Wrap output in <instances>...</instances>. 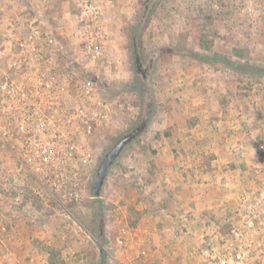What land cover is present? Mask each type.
<instances>
[{
    "label": "rangeland",
    "instance_id": "obj_1",
    "mask_svg": "<svg viewBox=\"0 0 264 264\" xmlns=\"http://www.w3.org/2000/svg\"><path fill=\"white\" fill-rule=\"evenodd\" d=\"M9 29L21 40L38 33L50 76L69 79L64 109L101 116L89 134L73 115L76 129H60L59 146L75 144L88 157L56 193L47 188L54 179L18 158L23 136L6 128L20 116L0 115V263L146 264L150 239L182 231L185 240L155 245L176 252L185 245V264H217L225 249L244 254L238 264H264L256 238L264 216V0H0V49ZM12 59L0 56V72L18 78L23 70H9ZM86 80L94 87L87 104L73 91ZM146 116L95 197L101 158ZM171 156L202 161L183 172L188 163L177 162L170 174ZM201 166L216 168L204 182L229 189L228 206L202 233L195 214L188 230L174 228L178 212L165 201L194 186L187 170Z\"/></svg>",
    "mask_w": 264,
    "mask_h": 264
},
{
    "label": "built area",
    "instance_id": "obj_2",
    "mask_svg": "<svg viewBox=\"0 0 264 264\" xmlns=\"http://www.w3.org/2000/svg\"><path fill=\"white\" fill-rule=\"evenodd\" d=\"M250 11L248 9V15H250ZM7 34L8 41L0 49V56L13 57L8 64L9 70L22 69L23 72L18 78L0 72V115L20 116L19 121L14 120V126L8 124L6 128L8 131L14 130L16 134L23 136V141L18 146V158L32 171L39 172L43 179H54V182H51L47 188L49 192L53 190L57 193L62 185L60 181L74 178L73 171L77 168L75 165L78 161L85 163L88 157L84 150L79 153L75 144L66 143L70 145V149H66L68 145H61L63 146L61 148L57 140L58 136H61L60 129L72 130L75 128V126L73 127L74 118L69 117L73 115L75 118H81L82 129L86 131V134H89L92 130L93 118L100 117L101 112L84 109L85 107L78 109V106L64 109L61 99L69 79L59 74L55 78L50 76L49 59L36 51L35 41L38 33L32 31L23 40L17 38L12 29H9ZM91 47L89 45L88 50ZM93 49L95 50L96 47ZM93 90L92 82L86 80L80 84L76 82L73 91L87 104L92 97ZM74 153H78V157ZM47 167H49L47 171L42 170ZM251 220L249 218L245 222L248 230H251ZM258 228L256 237L259 243L258 250L263 255V215L258 221ZM249 246L250 243L247 244V247ZM226 250H223L222 256L217 258V264L240 263L238 260L244 254L240 251L233 254L228 252L226 256ZM245 251H248L245 253L246 255L250 253V250Z\"/></svg>",
    "mask_w": 264,
    "mask_h": 264
},
{
    "label": "crops",
    "instance_id": "obj_3",
    "mask_svg": "<svg viewBox=\"0 0 264 264\" xmlns=\"http://www.w3.org/2000/svg\"><path fill=\"white\" fill-rule=\"evenodd\" d=\"M212 62L221 63V64L227 63V65L229 66L233 65L230 62L220 59L213 60ZM236 123L237 121L235 120L232 121L230 127H233L234 125H236ZM232 133L233 135L228 137V141L230 140L229 143L233 142L232 140L233 138L235 139L234 137L235 132L232 131ZM235 144L236 143H234L233 145ZM167 158H168L167 161L170 164V171H169L170 174L178 173L179 168L177 166L178 165L177 162H181L183 165H187V163L188 165H190L191 163L196 164L199 161H202L201 157H196V156L195 158L182 157L180 158L181 160L175 159L174 156ZM214 161L215 162L219 161V158H217V160ZM188 165L183 167L182 172L186 171L185 169L191 168V165L190 166ZM215 169L216 168L213 167L210 171L204 170L203 166H201V169H198V172H197V168H195L191 172L187 170V172H189V175L190 174L192 175L191 177H189V179L190 178L195 179L196 181L195 185L185 188H178V191L174 193H170V196L168 200L165 201V204L167 206L168 203L170 202L171 204L169 203V208L174 211L175 215L176 212H178V217L174 216L173 219L171 218L172 220L171 225L174 228L175 226H177L178 229L179 228L182 229V227H185L186 230H188L191 226H193L191 225L193 223L191 220L193 214H195L194 215L195 227H196L195 232L197 233L199 232L202 233L205 227L207 226L211 225L210 227H214L216 226L217 223H219V221H216V219H214V216H216V214H219L223 210V207L228 206L229 192H225V191H229V189H224L223 191L222 189L219 188L217 189V187L210 186L209 182H204V179H206V175L209 174V172L214 174ZM5 175L6 174H4V177ZM167 182L169 184V180ZM193 184L194 183L192 182V185ZM160 193L166 196L165 192L161 191ZM223 202L227 204H223ZM176 234L177 232L175 233V235H173L174 237H172V234H164L162 237H160L159 240H155L154 238L153 240L150 239L153 242V244H149L150 246L147 247L146 264H164L166 260H170L174 264H185L186 254L181 249L185 245L183 246L181 245L178 252L174 251V248L168 249V247L164 246V244H162L163 245L162 247L161 246L157 247V245H155L160 240H162V242H164L165 245H167L168 242L171 243V240L173 239L177 241L185 240L186 237L184 236L186 235V233H182L181 231L177 235Z\"/></svg>",
    "mask_w": 264,
    "mask_h": 264
},
{
    "label": "water",
    "instance_id": "obj_4",
    "mask_svg": "<svg viewBox=\"0 0 264 264\" xmlns=\"http://www.w3.org/2000/svg\"><path fill=\"white\" fill-rule=\"evenodd\" d=\"M148 119V116H146L131 132L117 140L103 155L96 168L94 176L93 195L95 197L100 196L108 171L115 160L119 157L123 148L143 132Z\"/></svg>",
    "mask_w": 264,
    "mask_h": 264
},
{
    "label": "flooded vegetation",
    "instance_id": "obj_5",
    "mask_svg": "<svg viewBox=\"0 0 264 264\" xmlns=\"http://www.w3.org/2000/svg\"><path fill=\"white\" fill-rule=\"evenodd\" d=\"M136 62H138V59H137V61ZM137 70L140 72V67L139 66H137Z\"/></svg>",
    "mask_w": 264,
    "mask_h": 264
},
{
    "label": "trees",
    "instance_id": "obj_6",
    "mask_svg": "<svg viewBox=\"0 0 264 264\" xmlns=\"http://www.w3.org/2000/svg\"><path fill=\"white\" fill-rule=\"evenodd\" d=\"M214 60H216L215 58H213Z\"/></svg>",
    "mask_w": 264,
    "mask_h": 264
}]
</instances>
